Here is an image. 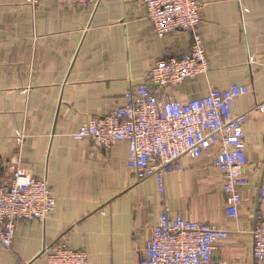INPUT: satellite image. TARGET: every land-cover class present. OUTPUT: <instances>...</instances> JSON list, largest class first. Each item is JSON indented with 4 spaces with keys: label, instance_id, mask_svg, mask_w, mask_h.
<instances>
[{
    "label": "crops",
    "instance_id": "crops-1",
    "mask_svg": "<svg viewBox=\"0 0 264 264\" xmlns=\"http://www.w3.org/2000/svg\"><path fill=\"white\" fill-rule=\"evenodd\" d=\"M199 1L209 70L160 96L184 104L211 88H248L234 106L236 114L248 115V183L239 190L238 217L226 216L216 147L184 158V170L166 176L161 193L154 177L136 181L128 170L125 142L103 150L72 138L141 85L157 60L187 51L188 32L155 37L140 0H101L94 7L0 0V185L20 169L46 179L56 198L44 221L16 226L10 249L0 245V264H44L45 256H38L60 237L84 250L90 264H138L164 207L228 231L211 264H260L252 257L250 232L263 212L257 195L264 181V112L258 110L264 105V0Z\"/></svg>",
    "mask_w": 264,
    "mask_h": 264
},
{
    "label": "built area",
    "instance_id": "built-area-1",
    "mask_svg": "<svg viewBox=\"0 0 264 264\" xmlns=\"http://www.w3.org/2000/svg\"><path fill=\"white\" fill-rule=\"evenodd\" d=\"M39 1L25 0V3L35 6ZM56 1L62 5L94 7L101 0ZM140 4L155 37L185 31L190 34V48L180 55L157 60L141 85L127 91L108 115L82 124L72 138L90 140L103 150L125 142L128 170L136 181L154 177L161 193L165 177L184 170V158L195 160L216 147L213 164L222 174L226 216L235 220L242 203L239 190L248 183L244 142L248 115L236 114L234 106L248 94V88L238 85L226 90L211 88L205 97L184 104L160 96L164 89L180 86L209 70L199 34L202 5L199 0H140ZM258 110L264 112V105H258ZM23 139L22 134H17L16 144L20 146ZM257 196L263 212L256 214L250 232L252 257L264 264V181ZM55 207L56 198L46 179L16 169L10 181L0 185V245L10 249L18 224L44 221ZM228 235L226 230L174 215L164 207L145 241L138 264H211L217 243ZM43 255L44 264H90L86 252L72 249L64 237L38 258Z\"/></svg>",
    "mask_w": 264,
    "mask_h": 264
}]
</instances>
